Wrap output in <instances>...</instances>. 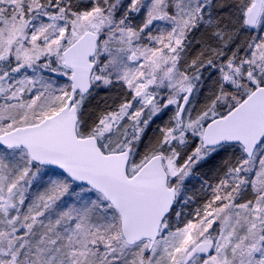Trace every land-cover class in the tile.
I'll list each match as a JSON object with an SVG mask.
<instances>
[{"label": "snow or ice", "instance_id": "1", "mask_svg": "<svg viewBox=\"0 0 264 264\" xmlns=\"http://www.w3.org/2000/svg\"><path fill=\"white\" fill-rule=\"evenodd\" d=\"M0 264H264V0H0Z\"/></svg>", "mask_w": 264, "mask_h": 264}, {"label": "trees", "instance_id": "2", "mask_svg": "<svg viewBox=\"0 0 264 264\" xmlns=\"http://www.w3.org/2000/svg\"><path fill=\"white\" fill-rule=\"evenodd\" d=\"M202 99V98H201ZM162 123L161 121H157V124ZM155 129H156V125H152V127L150 128L149 132H148V136H153L155 134ZM222 163V161L220 159H218L215 163V165L213 166H209L208 169H203L204 172L207 173L206 177L208 180L212 181V178H215V169L216 167L220 166Z\"/></svg>", "mask_w": 264, "mask_h": 264}, {"label": "rangeland", "instance_id": "3", "mask_svg": "<svg viewBox=\"0 0 264 264\" xmlns=\"http://www.w3.org/2000/svg\"><path fill=\"white\" fill-rule=\"evenodd\" d=\"M198 171H201V170L198 169ZM204 178L207 179L206 176ZM212 180H213V178H212ZM199 186H200V182L198 180H193L192 183H191V185H190V187L193 188V191H195L196 189H198Z\"/></svg>", "mask_w": 264, "mask_h": 264}]
</instances>
